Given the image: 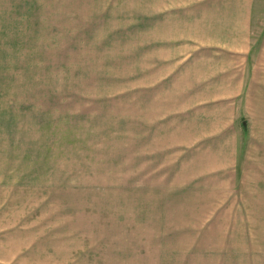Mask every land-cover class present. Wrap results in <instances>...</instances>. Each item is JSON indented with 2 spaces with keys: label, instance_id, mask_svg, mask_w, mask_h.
<instances>
[{
  "label": "rangeland",
  "instance_id": "obj_1",
  "mask_svg": "<svg viewBox=\"0 0 264 264\" xmlns=\"http://www.w3.org/2000/svg\"><path fill=\"white\" fill-rule=\"evenodd\" d=\"M0 264H264V0H0Z\"/></svg>",
  "mask_w": 264,
  "mask_h": 264
}]
</instances>
